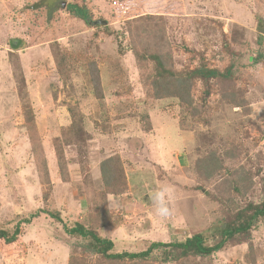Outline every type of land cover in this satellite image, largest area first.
<instances>
[{
    "label": "rangeland",
    "instance_id": "obj_1",
    "mask_svg": "<svg viewBox=\"0 0 264 264\" xmlns=\"http://www.w3.org/2000/svg\"><path fill=\"white\" fill-rule=\"evenodd\" d=\"M121 1L129 7L125 19L118 16ZM69 3L87 8L90 24L71 14ZM11 39L21 41L18 48ZM151 52L176 72L205 62L221 71L232 66V76L195 81L190 110L178 98L153 96ZM259 55L264 0H0V228L13 232L18 222L22 228L11 244L0 241V264H69L76 251L80 260L74 264H121L64 229L89 224V214L101 205L100 163L116 153L127 178L123 194L106 196L116 224L89 225L114 241V252H138L153 241L196 233L216 243L232 218L219 199L233 175L252 177L245 198L238 197L241 205L264 200ZM90 64L99 70V87ZM26 109L42 138L51 185L40 178ZM71 121L70 140L62 130ZM54 138L64 150L69 182L61 179ZM212 151L223 168L207 178L199 159ZM158 206L167 214H159ZM40 210L59 212L63 222L45 213L26 221ZM155 255V264H264V217L249 235H236L211 256L164 263L161 252Z\"/></svg>",
    "mask_w": 264,
    "mask_h": 264
},
{
    "label": "trees",
    "instance_id": "obj_2",
    "mask_svg": "<svg viewBox=\"0 0 264 264\" xmlns=\"http://www.w3.org/2000/svg\"><path fill=\"white\" fill-rule=\"evenodd\" d=\"M36 5H41V3L39 2ZM119 5L118 16L120 19H125L129 7H127L125 1L119 2ZM51 6L55 8L54 4H51ZM67 8L71 14L84 20L87 24H90L91 14L85 6L78 3H69ZM17 41L18 43H16ZM259 42H261V40H259ZM19 44H21L19 39L10 40L12 48H18ZM149 58L155 63V73L153 75L151 74L153 96L157 99L166 97L178 98L182 103L189 107L190 110L195 109L192 97V89L195 81L201 80L208 84L211 79L219 77L229 79L232 76V66L225 71H221L218 68L210 67L207 63L202 62L193 69L176 72L173 68L167 65L165 57L159 54V52H151ZM262 59L264 60V56L259 55L258 58H256V61H263ZM93 65L94 64H90L91 80L95 87H99V70L96 66L93 68ZM228 100L238 106L242 105L241 101H237L234 98H228ZM70 112L75 117L73 108H70ZM25 115V128L31 143L35 162L38 170H40V172L43 171V175L40 178L46 180L45 182L51 185L52 181L47 156L43 148L38 126L34 120L33 111L31 109H26ZM68 127V129H63L62 132L65 134V139L71 140L74 137L71 129L75 128V123L71 121ZM57 139L58 138L53 139V144L55 146L58 169L63 182H69L70 176L68 172V164H66L64 150L59 145ZM230 155H232V153H230ZM217 160L218 157L214 151L210 152L204 158L199 159L198 167L205 177L209 178L215 172L219 171L220 168H223L222 163ZM100 171L102 177V190L99 191L101 205L99 207L97 206L96 210L91 211L89 214V224L87 226L84 223L77 222L71 227L65 224L64 229L72 239L75 237L89 239V246L94 249L95 253L100 254L112 262H121V264H129L130 262L134 264H155L152 260L153 257L156 256V251H159V253L161 252L163 256H161L159 260L164 263L183 262L192 255L199 257L211 256L215 252L222 250L236 235H249L257 220L264 217V200L260 203L249 201L247 204L241 205V200H239L238 197L245 198L252 180L251 176H246L241 173L237 176L233 175V179H229L230 181L226 182L224 191L226 194L224 198L222 197L219 199L221 205L224 207L227 205L229 206L232 218L222 224L217 233L218 237L216 243L210 245L207 243V238L203 233H196L178 241H153L147 249L138 252H114V241L108 237L101 236L95 229L90 228L89 225L95 226L96 228L98 226H100L99 228H103L116 224V221L112 218L111 212L108 208L109 206L106 196L121 195L127 189L126 170L121 156L116 153L105 158L100 163ZM234 192L237 193V196ZM103 196L105 197L102 201ZM41 213L51 216L56 221L63 222L59 212L48 210H40L30 214L31 217L26 219V221L29 222L31 218L39 217ZM21 232L22 228L19 222L16 224L13 232L0 228V241L5 244H11ZM70 246L73 247L72 243H70ZM76 253L74 256H72V254L70 255L69 264H74L78 259L80 260L77 251ZM81 259L83 258L81 257ZM249 261H251V259H249Z\"/></svg>",
    "mask_w": 264,
    "mask_h": 264
},
{
    "label": "clouds",
    "instance_id": "obj_3",
    "mask_svg": "<svg viewBox=\"0 0 264 264\" xmlns=\"http://www.w3.org/2000/svg\"><path fill=\"white\" fill-rule=\"evenodd\" d=\"M162 198H163V194L162 193H157L156 195V200L159 204H162ZM157 212L161 215H165L167 214V209L165 207L162 206H158L157 207Z\"/></svg>",
    "mask_w": 264,
    "mask_h": 264
},
{
    "label": "water",
    "instance_id": "obj_4",
    "mask_svg": "<svg viewBox=\"0 0 264 264\" xmlns=\"http://www.w3.org/2000/svg\"><path fill=\"white\" fill-rule=\"evenodd\" d=\"M65 5H66V2H63L62 6H64V7H65Z\"/></svg>",
    "mask_w": 264,
    "mask_h": 264
}]
</instances>
